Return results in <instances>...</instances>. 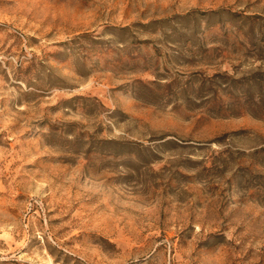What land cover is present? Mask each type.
I'll return each instance as SVG.
<instances>
[{"label":"rangeland","instance_id":"obj_1","mask_svg":"<svg viewBox=\"0 0 264 264\" xmlns=\"http://www.w3.org/2000/svg\"><path fill=\"white\" fill-rule=\"evenodd\" d=\"M0 264H264V0H0Z\"/></svg>","mask_w":264,"mask_h":264}]
</instances>
